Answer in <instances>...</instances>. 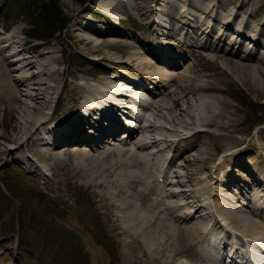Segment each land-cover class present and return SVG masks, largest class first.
<instances>
[{
  "label": "bare ground",
  "instance_id": "obj_1",
  "mask_svg": "<svg viewBox=\"0 0 264 264\" xmlns=\"http://www.w3.org/2000/svg\"><path fill=\"white\" fill-rule=\"evenodd\" d=\"M91 1L106 8V11L91 8L98 15L104 13V20L99 21L103 24L100 25L87 16L83 17L89 8L84 7L74 18L70 36L86 54H98L83 56L85 62L97 67L98 71L95 73L87 70L85 75L82 73L79 77H75L76 73H71L72 78H69L70 74L67 75L65 68L59 66V59L55 56L57 52L62 55V49L45 43H38L27 49L25 41L13 40L14 32L5 36L0 31V123L3 124L5 117L10 121L17 114L14 116L17 122L14 126L15 133L7 137L12 146L0 149V161L12 156L14 151H19L26 152L28 159L19 155L14 156L13 160L24 171L36 173V176L39 169L42 175L47 174L39 165L43 162L47 163L50 170H54L56 166L66 169L69 174L68 183L73 187L84 188L94 199L97 214L105 226L104 234L112 236L117 242V249L112 250V253L120 260L118 264H213L209 258L213 245L206 242L209 248H205L203 240L206 235L217 236V232H223L224 225L229 227L225 230L226 236L219 242L225 248L229 247L230 226L237 230L236 237L249 239L253 246L255 239L264 241V221H259L240 206L233 207L227 203L240 202L243 206L247 193L253 190L247 185H241L236 178H231L234 177L231 172L226 171L223 178L220 175L212 176L219 174L220 169H224L229 162L249 168L240 160L243 150L238 147L248 140V143H252L253 137L247 139L234 135L242 133L246 136L250 127L238 132L241 125L238 113L240 110L222 95L226 92L223 84H232L227 79L230 73L224 70V64H232L237 71L243 73L242 83L247 91L263 96L264 54L257 57L252 51L255 46L264 51V14H258L263 8V0ZM160 1L164 2L163 7L156 6ZM175 9L178 13L173 20ZM121 12L128 17H140L146 30L156 32L158 37L165 38L164 35L174 34L171 37L180 46L188 43V31L192 30L195 35L200 32V37L208 40L213 36L211 32L216 26L222 30L221 34L216 37L212 46L205 43L203 45L210 48V53H214L210 57L207 54V61L221 69L220 74L225 79L222 78L221 82L202 81L191 77L196 71L190 67L186 69L188 74H183L179 83L175 82L177 89L160 90V84L176 80L173 70L176 64L174 60L164 63L156 58L150 49H146V40L127 35L139 43L148 57H154L153 60L133 58L137 54L134 51L135 44L128 41L122 43L123 40L120 39L124 36L123 33L107 20L109 16L117 19V14ZM199 16L204 20L200 21ZM165 17H169V21ZM207 18L213 21L209 33L205 32ZM178 23L179 27L175 28ZM166 29L176 32L167 33ZM229 29H234L233 37L230 38ZM245 41L252 49L246 50L241 56ZM170 42L175 43L172 40ZM225 43L229 48L226 55L220 51ZM13 44L16 47L19 45V48L11 50L15 49L12 48ZM34 47L38 50L34 51ZM7 51L8 55H4ZM113 51L127 55L132 61L118 59ZM15 59L21 65L10 68ZM123 62L126 63L127 70L129 65L138 68L130 67L132 75H129L119 66ZM103 63H110L112 68L101 67ZM13 72L19 76L15 77ZM136 80L139 82H131ZM121 83L134 84L136 91L145 89L146 94L154 96V99L149 104L142 102L144 100L134 99L130 93L116 89ZM206 91L216 93L212 101L204 102L198 96L199 92ZM157 92L163 96L157 97ZM53 97H57L61 103V110L56 117V110L52 112L50 108ZM132 102L157 111L138 117L130 110ZM48 108L51 109L49 113L46 112ZM179 110L180 116L176 113ZM159 114L172 126L169 132L164 133L168 130L167 127L157 121ZM120 116L126 117V123L138 118L140 125L135 130H129L128 139L121 146L106 149L105 141L125 126ZM93 119L97 120L93 122ZM50 123H54V126H49ZM178 126L191 133L184 135ZM263 132L264 126L258 129V134ZM187 139L191 140L192 146L206 144L208 150L199 149V153L192 159L186 156L190 167L201 168L183 173L178 170L175 156L168 158L166 153L176 150ZM83 146L90 147V150ZM153 147L155 150L149 151ZM191 147L183 145L179 156L184 157V153L189 152ZM226 150L229 152L211 170L205 166L207 161H214L217 152ZM260 152L258 156L261 159ZM262 160L264 165V158ZM184 167L187 168L186 165ZM206 172H209L206 178H200ZM255 174L256 169H250V176L244 172H239L238 176L255 184L254 190L261 195L257 202L264 201V189H257L264 188V174L260 173L258 178ZM159 177L165 181L160 183ZM209 177H212L216 187L206 183ZM182 184L189 185V188H183ZM234 184L242 186L238 196H233L235 192L237 194V188L232 190ZM169 186L178 188L169 189ZM223 190L228 192L223 194ZM256 192L254 196L258 197ZM207 198H210L208 202L205 201ZM256 215L261 217L259 212ZM220 219L224 221L222 224ZM86 244L91 257L98 260L96 264H105L109 259L108 255L93 241L87 240Z\"/></svg>",
  "mask_w": 264,
  "mask_h": 264
},
{
  "label": "rangeland",
  "instance_id": "obj_2",
  "mask_svg": "<svg viewBox=\"0 0 264 264\" xmlns=\"http://www.w3.org/2000/svg\"><path fill=\"white\" fill-rule=\"evenodd\" d=\"M46 2L49 3L50 0H0V26L1 24L13 26L11 32V34H13V32L15 33L13 36L15 38L13 40H20L22 42L25 41L27 49H31V47L33 48V45L41 42L45 43L47 46L53 45L59 50L62 49L63 54L61 55L60 52H57L55 56L59 59V66L62 69L65 68L67 75L70 74L69 78H72L71 73H76L77 75L75 77H79L82 73L85 75L87 70L91 73L98 71L94 64L85 62L83 59V56H98V54H86L85 51L80 48L81 46L75 42V39L70 36V31L77 12L82 8L89 7L86 11H91V8L97 11L101 9L106 11V8H102L103 6L97 4L96 2L93 3L92 1L52 0L48 6V10H50V12L46 10L47 12L45 13L44 8L47 5ZM163 4L164 2L160 1L159 5L156 6L163 7ZM182 8L184 9V7ZM180 11L183 10L180 9ZM91 13L92 15L84 14L83 17L87 16L88 18L94 20V22H98L100 25L103 24L102 22L99 23V21L104 20L102 16H99L96 12ZM177 13L178 10L175 9L173 12V20L174 16H177ZM37 14L39 16L43 14V16L34 24L33 22L35 21ZM258 14H264V0L263 8L258 12ZM117 15L120 17V21L115 24L113 22L112 23L115 27L117 26V29L121 30L123 33L122 35L126 36L121 37L122 39L120 40H123L122 43H124V41H128L135 44L134 51H136L137 54L134 55L133 58H149L148 60H153L151 57L147 56V53L140 47L139 43L131 38L133 35L139 36L143 40L152 42L155 45H157V41L160 39H163V41L164 39L174 40L171 37L174 34L164 35L165 38H163L162 36L158 37L156 33L150 29L146 30V27L142 23L143 21H141V18L137 15L134 17H128L123 12ZM198 18L200 21L204 20L202 16ZM165 19L169 21V17H165ZM65 20H67L69 24L62 30L61 21L63 22ZM206 22L210 27L207 29L206 26L205 31L209 33L213 21L210 18H207ZM171 23H174V21ZM179 25L180 24L178 23L175 28L179 27ZM33 27L36 28V30H41L42 27L49 30L48 33L44 35L45 38H36L29 34ZM5 29H8V27H5ZM165 31L167 33H170L171 31L176 32V30L173 29H166ZM228 31H230L229 37H233L234 29H229ZM213 32H211L213 36H211L208 40H206V38L202 39L203 37L200 36L197 37L196 43L203 44L204 42H210L211 44H214L217 39V33L222 32V30L218 29L217 33L216 30L215 33ZM203 35L206 36L205 34ZM243 43V50H245L241 51V56L245 54L246 50L252 49V47L247 46L248 42L245 41ZM190 45L191 44L187 43L183 46V50L179 49V51H182L187 55L185 61H182L183 63L187 62L186 67L181 70L174 71L176 80L169 82L170 86L167 88L168 91L178 88V86H175V82L179 83L181 81L180 77H182L183 74H188L186 72L188 67H193L194 71H196V74H192L191 77L194 76L202 81L211 80L221 82L222 78L225 79V76L223 77L220 74L221 69H217L213 62L207 61V54L210 57V55L213 56L214 53H210V50L207 49L202 50L195 48V50L192 48L193 46ZM16 46L13 44L12 48L15 47V49L11 50H17L19 45L18 47ZM224 46L227 47L225 44ZM37 50L38 48L35 47L34 51ZM112 50L113 49H111V51ZM172 51L176 52L174 49H172ZM252 51L256 53L257 57H261L264 54L263 49L258 46H255ZM221 53L226 55L225 51H222ZM4 55H8V51L5 52ZM115 55L118 59L127 60V62L130 60L132 61V59L128 58L127 55H124L121 52H116ZM120 56L122 58H119ZM188 56L190 58H188ZM104 63L101 64V67L108 69L112 68L110 63ZM125 64L126 63L124 62L119 63V66H121L122 70L126 71L125 73L129 75H132V69L130 67L138 68L127 63V65L130 66H127L129 68L127 70ZM20 65L21 64L15 59L14 65H11L10 68L13 67L14 69ZM224 70H227L230 73V76L227 79L232 81V84H223L226 92L222 95L233 105V107L240 110L238 113L241 117V125L238 132H240L242 128H246L248 126L250 127L246 136L242 133H235L234 135L246 137L247 139L253 137L252 143H248V140L238 147H242L241 150H243L240 160L245 162L251 171L252 169H256L257 174L260 176V173L264 174V165L262 160V158H264V132L262 134H258V129L264 126V94L263 96H256L255 93L247 91L242 83L243 80L241 76L243 73L237 71L232 64H224ZM13 74L16 75L15 77L19 76L18 73L13 72ZM1 80L2 77L0 76V82ZM161 90L163 91V88H161ZM157 93V97L163 96L160 92ZM140 95L146 98V101L148 102L147 104L154 99V96H149L143 92H140ZM214 95H216V93L214 94L208 91L198 93V96L201 97L204 102L206 100L212 101ZM133 104L135 105V103ZM50 108H52V111L53 109H56L54 117L57 116L58 112L61 110V103L57 97L52 98ZM50 108H48L46 112H51ZM136 108L138 111L146 115L157 111L155 108H143L139 105H137ZM163 112L165 114V111ZM176 113L180 116L181 111L179 110ZM14 116L10 121H8L7 117H5L3 124L0 123V134L3 135L0 136V149L2 147L6 148L8 146H12V143L7 141V137L15 133L14 126L17 122ZM156 119L159 124L167 127L168 130L164 133L171 130L172 126L168 124L167 121L160 116V114L156 117ZM0 120H2V117H0ZM178 129L185 135L191 133V131H185L179 126ZM209 130L214 133H218V131L213 128H209ZM199 132L203 133L201 130ZM190 143L191 140L187 139L183 145L186 144V146L191 147L192 144ZM183 145H179L177 147V152L181 153ZM189 149V152L184 153L185 155L183 154L184 157L181 156L177 159L178 170L181 172L183 171V173L187 170L196 171L201 168L195 166L190 167L187 164L186 156H190L189 158L191 159L195 158L199 153V149L208 150V146L206 144L203 145L198 143ZM228 152L229 150L217 152L214 161H207L205 166L211 170L213 166L223 160V155ZM258 152L261 153V159L258 156ZM19 155H22L24 159H28V156L26 157V152L19 153V151H14L12 156L9 155L7 159L0 161V264H96L98 260H94V258L91 257V253H89L86 249L87 240L93 241L106 253V255H108L109 259L105 264L120 263V260L115 257L116 254L112 253V250L117 249V242L112 238V236H106L104 234L103 229L105 226L103 225V221H101V217L97 214V207L95 202H93L94 199L91 197L90 193H88L84 188L73 187L70 182L69 184L67 181L69 174L64 168H58L56 166L54 170H50L47 163L43 162L39 165L48 175H42L40 169L37 176L35 175L36 173L34 174L32 172L24 171L20 164L13 160L14 156L16 157ZM237 163L240 164V161L238 162L237 160ZM185 165L187 168L184 167ZM250 169L241 168L237 166V164L229 162L225 164L224 169H220L219 174H213L212 176L220 175L222 177L226 175V171L237 176L239 172H244L250 176ZM204 171H206V169ZM208 173L209 172H206L200 175V177L206 178ZM211 178L209 177L206 183L209 182L213 185V187H216V184H213L214 180H211ZM239 182L241 185L246 184L244 183L246 180L244 181L242 178ZM8 187L12 189L13 192H11ZM170 188L178 187L169 186V189ZM252 189V194H255V184L252 185ZM226 192L228 191L223 190V194ZM256 194H259V192H256ZM220 197L222 198V196ZM220 200L224 201L223 199ZM227 203L233 207H242V209H245L248 214L258 218L259 221H262L260 217H257L252 214L251 211L246 210V208L241 206L240 202L228 201ZM14 247H19L24 257L22 256L21 259H16L15 254L11 251Z\"/></svg>",
  "mask_w": 264,
  "mask_h": 264
},
{
  "label": "trees",
  "instance_id": "obj_3",
  "mask_svg": "<svg viewBox=\"0 0 264 264\" xmlns=\"http://www.w3.org/2000/svg\"><path fill=\"white\" fill-rule=\"evenodd\" d=\"M51 1H52V0H50V2H51ZM50 2H49V3L45 6V8H44L45 13H46L47 11L50 12V10H48V9H49L48 6L50 5ZM46 10H47V11H46ZM42 16H43V14H42ZM61 20H62V19H61ZM61 23L64 25V21H63V22L61 21ZM50 26H51V25H50ZM48 27H49V26H48ZM48 30H49V29H48ZM48 30H46V29H45V30H37V31L35 32V34H36V35H39V36H44L43 33H45V32L47 33Z\"/></svg>",
  "mask_w": 264,
  "mask_h": 264
}]
</instances>
